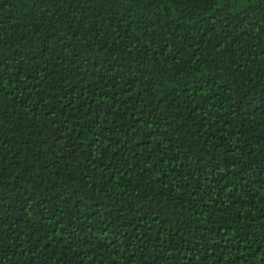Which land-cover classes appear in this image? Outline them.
Wrapping results in <instances>:
<instances>
[{"label":"trees","instance_id":"obj_1","mask_svg":"<svg viewBox=\"0 0 264 264\" xmlns=\"http://www.w3.org/2000/svg\"><path fill=\"white\" fill-rule=\"evenodd\" d=\"M0 264H264V0H0Z\"/></svg>","mask_w":264,"mask_h":264}]
</instances>
